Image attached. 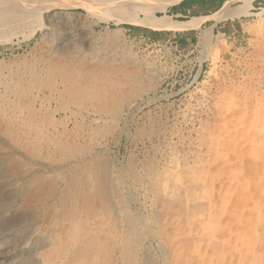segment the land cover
Returning a JSON list of instances; mask_svg holds the SVG:
<instances>
[{
	"label": "rangeland",
	"instance_id": "374dc122",
	"mask_svg": "<svg viewBox=\"0 0 264 264\" xmlns=\"http://www.w3.org/2000/svg\"><path fill=\"white\" fill-rule=\"evenodd\" d=\"M146 1L151 7L157 3ZM191 1L183 0L166 11L181 24L155 29L116 25L88 16L86 0H61L46 11L57 22L41 20L44 26L34 37L25 39L21 34L14 43L0 44V164L13 180L36 173L25 197L15 206L23 209L28 200L43 203L35 221L37 228L45 231L43 223L54 225L56 209L46 204L52 195H58L59 202L70 210L80 202L85 216L93 212L92 203L102 204L105 214L114 204L120 208L121 264H163L165 258L170 260L167 264H174L173 245L167 238L171 229L165 225V217L184 214L185 201L176 195L171 197L169 210L167 205L162 207V199L153 195V181L175 170V165L186 171L204 167L216 176L230 177L231 199L240 204L233 208L235 212L227 208L219 214L222 220L210 246L196 233L198 246L211 256L215 253V264H264V0H229V8L242 6L247 12L225 20L214 16L224 3L212 13L192 7L178 11L189 8ZM40 4L37 6H44ZM87 8L103 13L94 3ZM134 12L140 15L141 11ZM197 16L207 17L194 20ZM70 29H75L73 35L68 34ZM138 103L140 109L128 118L129 107ZM230 115L248 124L249 135L257 132L261 147L244 138L236 141L241 151L235 146L232 136L222 131ZM217 136L219 149L210 147V138ZM92 174L97 176L91 179ZM219 181L211 182L218 207L222 202ZM7 183L0 181V206L6 205L19 181L13 187ZM150 198L156 200L148 204ZM30 208L9 219L33 216ZM76 215L72 217L81 234L77 247L82 252L92 222L86 224ZM87 234L97 238L98 231ZM150 234L164 242V254ZM186 238L184 243H189ZM193 242L184 245V251L189 247L186 254ZM193 261L199 264L197 259Z\"/></svg>",
	"mask_w": 264,
	"mask_h": 264
},
{
	"label": "bare ground",
	"instance_id": "6f19581e",
	"mask_svg": "<svg viewBox=\"0 0 264 264\" xmlns=\"http://www.w3.org/2000/svg\"><path fill=\"white\" fill-rule=\"evenodd\" d=\"M59 1H61V0H35V1H30V2H28L26 0H23V1L22 0H0V44L14 43L15 40L17 41L20 39L18 37L21 34L25 39L34 37L37 29L42 28L44 26L42 24L41 20H43V21L45 20L46 24H48L50 22V20H51V22H54V23L57 22L58 20L55 19L54 16H51L48 13L46 14V11H48L50 9L49 6H53L54 4H57V2H59ZM181 1H183V0H157V3L155 4L154 7L152 6L153 7L152 8L147 3L146 0H86V2H84L85 3L84 6L87 9L88 16H91V15L93 17L97 16V18H99L100 20L112 21L116 25H122L123 23H130V24L143 25V26H147V27H151V28H155V29H172V28L177 27L181 23L175 21L169 14H167L166 11H167L169 6L180 3ZM250 1H248L247 7H249ZM38 2L41 3L40 5H44V6L38 7L37 6ZM93 3L96 4L97 7L103 9L102 14H100V13L97 14L98 12L96 13L95 11H94L95 12L94 13L91 9L89 10L87 8V6H91V4H93ZM228 3H229V0H226L224 2V4L222 5V7L217 12L214 13V16H217L218 20L232 19V18L238 17L241 14H245L247 12L246 8L242 7V6L229 8ZM136 9H140V11H141L140 15L137 12H134ZM155 10L161 11V12H163V14L158 15ZM104 11H107V12L104 13ZM203 17H207V16H197V17H194L193 19L198 20V19H201ZM71 26H73V25H71ZM74 30L70 29L68 34L73 35ZM70 53H68V54H70ZM69 56H71V55H69ZM67 58H68V55H67ZM59 59H61V58H59ZM56 60H55V62L58 61V60L57 61ZM57 66H58V64H57ZM68 82H70V80ZM136 96H138V95H136ZM129 109H130V112H129L128 118L132 117V115L135 114L140 109V105H139V103L134 104L132 107H129ZM20 116L23 117L22 114H20ZM115 116H116V114H115ZM252 117H256V116H252ZM248 118H249V116H248ZM225 120H226V124L224 125V128L222 131L223 132L225 131V133L232 136V138L234 139V142H236L238 139L244 138L247 142L251 143L253 146L257 145V147L258 146L261 147L260 146L262 144L261 138L259 137L257 132L252 133V135H249L252 131L248 128V126H247L248 124L246 125L245 121L242 118H239V116L237 118H232V115H230L227 119L225 118ZM28 121H29V119H28ZM251 121H252V119H251ZM24 122L25 121H23V124H24ZM26 122H27V119H26ZM33 123H34V121H33ZM36 124L37 123H35V125ZM24 127H25V124H24ZM34 131H36V130H34ZM22 132H24V131H22ZM217 138L219 139L218 136L210 138V141H211L210 147L217 148L218 141H219ZM24 141L26 142V140H24ZM239 142H236L237 144L235 146L239 147V145H238ZM217 149H219V147ZM239 149H240V147H239ZM241 149H240V151H241ZM222 150H224V149H222ZM29 151H30V149H29ZM33 151H36V149ZM75 152H76V150H75ZM262 152H264V151H262ZM23 153H24V151H23ZM23 153L19 154V155H23ZM212 153L214 154L213 151H212ZM89 154H91V153H89ZM4 155H5V153H4ZM27 155H29V154H27ZM66 155H68V154H66ZM259 155H261V154L259 153ZM34 156H36V155H34ZM70 156L74 157V155L72 156L71 154H70ZM89 156L90 155H88V157ZM173 156H172V159H173ZM27 158H25V160H27ZM30 158H31V156H30ZM90 158H92V157H90ZM226 158H228V155ZM28 161H26V162H28ZM78 162H80V161H78ZM172 162H174V161H172ZM70 163L71 162H69V164ZM256 163H258V162L256 161ZM2 164H0V181L8 180L7 184L9 187H13L15 184L18 183V181H19V184L17 186L15 185L14 186L15 188L12 189V193L10 194V198L8 199V202L6 203V205L4 206L1 204V206H0V208H1L0 209V264H105V262H107V261H108V263H110V261H111V264H121L119 245H120V233H121L122 228H121V224H120V221L118 218V210L120 208L117 209L116 205L112 204L111 209H110L111 215L108 216L110 213L105 214L104 208H102V206H101L102 204L97 205V204L92 203L91 206H92L93 212L91 214L89 213L90 214L89 216H85V215H83V211H82V207L84 205L79 204L80 202L76 204L78 206L73 204L75 206L70 210V209L64 207V204L62 202L61 203L59 202L58 195H52V196L50 195L51 197L49 196L50 198L48 200H51V201H48L46 204L49 205L51 208L54 209V207H55V209H56L55 213H53V214H55V217H53L55 220L54 225L51 226V225H49V223H43L42 225H43V227H45V231L41 230V229L37 228V226L35 225V221H36V217H38L37 214H39V209L41 208L40 206L44 205L43 203H35V202L33 203L32 202L33 200L32 201L28 200L24 204V207H22L23 209H21L18 206H15L16 202H18L19 199H22L23 197H25V193H27V191L30 189V185L33 184L34 179L36 178V173L33 172L32 175H27V174H25L26 173L25 172L24 173L25 175H23L20 180H13L12 179L13 176L10 175L11 177H8L6 174L3 173V167L4 166L2 167ZM28 164H31V163H28ZM62 164H61V166H62ZM193 165H195V164L193 163ZM202 165H204V164H202ZM242 166H241L242 168H245L244 165H242ZM88 167H89V165H88ZM156 169H158V168L156 167ZM147 170H150V169H147ZM34 171H35V169H34ZM89 171H91V170H89ZM234 172H235V170H234ZM238 172H239V167H238V170L236 171V173H237L236 175H238ZM21 173H22V171H21ZM96 176L97 175L92 174V176L90 178L94 179ZM150 176H152V175H150ZM126 178H127V176H126ZM216 178H219V180H220L219 182H221L220 190H222V192L220 194V196L222 197V202H221L219 207H218V203H217L218 201H216L215 197H214V191H215L214 186L211 185V182ZM229 178L230 177H225V176L222 177L219 174H218V176H216L214 172H212L210 170L209 171L204 170V167L203 168L201 167L200 169L194 170V171H186V169H181L180 165H178V166L175 165V170H171L170 172H167L166 174L159 175V176L155 177V180L153 179L154 180L153 181L154 185L152 186L154 188L153 189V192H154L153 195L156 196L157 199H162V201L160 200L162 207L167 205L166 208L168 207V210H169L170 209V206H169L170 203L169 202L172 199L171 197L176 196V195H179L185 201V204H183V205H185V211H184L185 213L184 214H182L181 216H179L177 218L165 217V225L167 227H170V229H171V234L168 235L167 238H168V240H171V244L173 245V250H174L173 251V257L171 256L173 259H171V260L174 261V264H192V262H194L193 260L196 261V259L199 261V264H215L214 257H213V255L215 253L212 254V256H211L210 253H207L206 249L204 251L201 250L200 246H198L200 244L198 243L195 234L199 233L198 235L201 236L200 241L201 242L204 241L207 247L210 246L212 244L211 242L214 243V241H213L214 235L217 236V234H216L217 227L219 226V221L222 220V219L221 220L219 219L220 218L219 214L222 213L227 208H228V210L230 209L229 210L230 212L231 211L235 212V210L238 208L237 205H238V203L240 204V202L235 203L231 199V195H233V192H232L231 187L229 185V183L231 181ZM30 182H32V184ZM214 183L215 182H213L212 184H214ZM215 184H217V182ZM129 186H130V184H129ZM149 186H151V185L149 184ZM124 187L128 188V184H125ZM147 190H146V192H147ZM73 192H74V190H73ZM8 193H9V191H8ZM69 194H70V192H69ZM44 198H45V196H44ZM238 198H240L241 201L243 200L242 197H238ZM4 199H6V198H4ZM216 199H219V198H216ZM249 199H250V197H249ZM115 200L116 199H114V201ZM154 200H156V199H154ZM154 200H151V198H150L146 202H148V204H150V202L152 203V201H154ZM37 201H38V199H37ZM92 202H94V201H92ZM171 202H172V200H171ZM30 203H33L34 205L31 206ZM203 204L205 205V207H202ZM152 206H154V205H152ZM27 208H30L32 210L33 216L26 218V219L25 218L20 219L18 221H15V220H17L19 218L14 219V221L10 220V219H12L10 217L13 216L14 214H18V213H20L21 215L25 214ZM233 208H235V210H233ZM178 213H180V212H178ZM75 214H77L76 215L77 220L80 217L82 219V221H84V223H86V224L92 222L91 223L92 227H91V229H89L90 231L93 229H96L98 231V234L96 235L97 238H94L93 236H89L87 234L89 232V230L87 233H85L88 236V239L83 241V243L86 244V248H82V250H83L82 252H80L79 247H77V243H78L77 241L81 238V236H80L81 234H79V231L76 228L77 224L75 223V220L72 217ZM29 216H30V214H29ZM262 216L263 215L261 214V217ZM39 218H41V217H39ZM37 220H38V218H37ZM227 223L225 225H227ZM109 224H111V225H109ZM228 224H230V223H228ZM145 225L147 226V224H145ZM110 226H112V227L109 230H107L106 228L110 227ZM222 227L225 228L224 226H222ZM226 229H227V226H226ZM150 230L151 229H148L147 231H150ZM190 234H191L190 238H186ZM203 236L205 237V239H203ZM183 238L184 239L186 238L189 243H191V241H194L191 244L193 246L191 247L190 252H188L187 254H186V251L189 250V247H188V250L184 251L183 248L187 242L184 243ZM150 239L156 243V245L158 247L157 249H159L161 251V253H163L166 246L164 245V242H162V240H160L161 238L159 239V237H157L155 234L154 235L150 234ZM189 243H187V244L189 245ZM92 245L94 247L91 248ZM107 250L110 253V254H108V257L105 254L107 252ZM130 251L132 252V245L130 246ZM102 260L105 262H102ZM181 260L183 263H181ZM162 263L163 264L170 263V260L165 258ZM230 264H232V263H230Z\"/></svg>",
	"mask_w": 264,
	"mask_h": 264
},
{
	"label": "crops",
	"instance_id": "0c3cea01",
	"mask_svg": "<svg viewBox=\"0 0 264 264\" xmlns=\"http://www.w3.org/2000/svg\"><path fill=\"white\" fill-rule=\"evenodd\" d=\"M224 2L225 0H193L191 6H188L189 8H180L178 11L183 12L192 7L205 10L207 13H212L219 9Z\"/></svg>",
	"mask_w": 264,
	"mask_h": 264
},
{
	"label": "trees",
	"instance_id": "16d2710c",
	"mask_svg": "<svg viewBox=\"0 0 264 264\" xmlns=\"http://www.w3.org/2000/svg\"><path fill=\"white\" fill-rule=\"evenodd\" d=\"M191 2H193V1H191Z\"/></svg>",
	"mask_w": 264,
	"mask_h": 264
}]
</instances>
